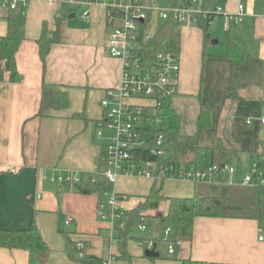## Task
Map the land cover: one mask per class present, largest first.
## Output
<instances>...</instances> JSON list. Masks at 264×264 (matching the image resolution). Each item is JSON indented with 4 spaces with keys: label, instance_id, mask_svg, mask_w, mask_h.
Returning a JSON list of instances; mask_svg holds the SVG:
<instances>
[{
    "label": "crops",
    "instance_id": "1",
    "mask_svg": "<svg viewBox=\"0 0 264 264\" xmlns=\"http://www.w3.org/2000/svg\"><path fill=\"white\" fill-rule=\"evenodd\" d=\"M199 1L198 11L211 10L207 0ZM73 2L28 0L21 13L0 11V37L7 33V15L15 18L24 35L14 56L16 78L10 81L9 73L5 72L0 80V231L22 232L35 227L48 248L45 264H78L69 256L65 234L74 240H85L87 253L103 261L111 255L110 264H181L183 260L264 264V231L255 220L195 218L190 241L175 242L173 232L170 234L175 243L169 254L167 250H158L160 243L167 246L163 242L164 230L171 228L162 221L167 213V200L157 210L132 221L123 242L120 230H111L97 217L96 192L85 194L80 187L59 186L50 181L53 173L91 174L102 162L103 142L93 136L102 116L99 104L106 90L118 86L121 74L120 62L107 53L111 27L106 23L104 8L98 4L90 7L86 23L80 19V9L73 7ZM220 2L215 7H220L222 13L214 15L210 26L214 30L221 24L227 31L228 37L220 50L215 47L218 38L216 44L209 42L203 46V33L196 23L176 29L180 71L176 93L166 105L179 116V130L184 136L195 133L198 115L206 112L210 125L202 132L199 144L215 148L221 139L233 152L222 164L236 168L237 174L221 176L219 185L120 177L113 189L126 197L127 223L129 214L145 202L153 188H158L164 198H190L206 194L211 185L240 187L228 183L239 182L264 153V125L259 122L264 112V86L245 89L239 101H232L233 63L223 57L227 44L232 42L251 57L264 61V0ZM238 4L244 6L246 15L241 23L227 26V17L236 11ZM43 25L48 34L59 25L60 37L44 63L37 45ZM209 38L211 41L212 36ZM43 83L65 92L68 105L59 110L49 109L39 117L36 114ZM67 218L72 220L70 226L64 224ZM145 220L144 232L139 231L137 223L140 233L133 234L132 225ZM162 224L169 226L161 230ZM150 241L157 258L144 256ZM0 264H28V253L0 247Z\"/></svg>",
    "mask_w": 264,
    "mask_h": 264
},
{
    "label": "built area",
    "instance_id": "2",
    "mask_svg": "<svg viewBox=\"0 0 264 264\" xmlns=\"http://www.w3.org/2000/svg\"><path fill=\"white\" fill-rule=\"evenodd\" d=\"M28 0H0V11L13 13L23 11ZM100 5L105 10L106 23L111 27L107 38V53L111 58L120 62V79L118 86L106 90L100 100L102 109L101 119L98 121L94 136L103 142L104 157L102 162L95 166L93 174L105 184L99 191L96 214L111 230H125L127 217L125 209L126 197L118 195L113 186L120 177L135 176L159 180L190 181L193 183L221 184L218 180L223 175L235 176L237 169L215 163L205 172L178 171L167 177L156 174V163L139 161L135 158L139 151L148 150L154 158H163L165 155V137L159 133L150 143L140 139L139 128L159 107H163L176 93V80L180 71L179 54L168 49L166 40L160 41L159 48L152 56L144 49L154 39V33L160 24L171 21L178 26L196 23V15L203 18L209 14L222 13L220 7L214 9L197 10L199 0H189L186 5L181 1L170 6L169 10L161 9L156 0H78L73 7L80 9V19L89 22V10L93 5ZM246 12L242 4H238L236 11L227 17V26L241 23ZM212 23V22H211ZM166 47V49H165ZM264 125V112L259 118ZM190 160V156L186 161ZM56 185H65L70 188H84L85 180L82 176L72 173H53L49 178ZM91 182L95 184V179ZM227 185V184H226ZM229 186H240L252 189L256 186L264 187V153L258 164L253 165L243 173L239 182L232 180ZM65 226H70L72 220L67 218ZM144 232V226L138 225ZM171 228L164 230L163 242L167 245L169 254L173 252L174 241L169 238ZM259 239L262 241L263 237ZM81 240V239H80ZM178 242V241H176ZM152 241L148 242L147 250L153 249ZM76 249L81 251L83 244L77 242ZM79 257L82 256L80 252ZM113 257L109 255L103 264H110Z\"/></svg>",
    "mask_w": 264,
    "mask_h": 264
},
{
    "label": "trees",
    "instance_id": "3",
    "mask_svg": "<svg viewBox=\"0 0 264 264\" xmlns=\"http://www.w3.org/2000/svg\"><path fill=\"white\" fill-rule=\"evenodd\" d=\"M181 1L188 5L189 0H170V6ZM13 12L11 14L21 13ZM214 15L209 14L203 18L196 15V26L203 33V46L210 42L209 28ZM7 33L0 37V80L3 73H9V80L16 78L15 53L24 39L23 32L12 16H6ZM173 23L169 20L158 27L154 33L153 41L144 49L148 50L149 56L160 46L161 40H166L167 47L173 53H179V32L172 31ZM169 30V31H168ZM59 25L52 34H48L46 25H43L41 36L37 41L39 56L42 63L50 51L52 45L59 43ZM232 60L233 73L231 82V100L237 102L241 99L240 93L253 86H264V61L251 57L246 50L232 42L228 43L223 55ZM68 100L65 92L43 83L41 86L40 106L36 116H43L49 110H59L67 107ZM179 116L168 106L156 108L148 119L139 128L140 139L150 144L159 133L165 137V152L163 158H154L148 150L139 151L135 158L139 161H152L156 163L155 173L162 177L171 175L172 172H205L215 163L222 164L233 152L224 146L221 139L215 148L202 147L199 139L204 130L210 125V118L206 112H201L197 117L196 131L191 136H184L179 130ZM190 156V160L186 158ZM85 180L82 193L89 194L93 190L105 188L104 182L93 173L83 175ZM95 179V184L91 182ZM162 180L164 178H161ZM206 184V183H197ZM163 200L168 201L167 213L162 221L171 226L174 241H190L192 237L193 221L198 217L215 218H240L255 220L259 228L264 231V187L256 186L252 189L240 187L209 186V194H196L190 198H164L160 190L153 188L144 203L132 211L125 230H120L119 237L123 242L127 230L132 221L145 217L148 211L157 210ZM68 243L69 256L78 264H103V258L87 253L88 244L85 240H74L65 234ZM81 241L83 249H76L77 242ZM0 247L6 249H18L28 253V264H45L44 258L48 248L35 227L22 232L0 231ZM121 249V248H120ZM82 256L79 257V253ZM129 262L130 259L126 258ZM181 264H204L189 260L181 261Z\"/></svg>",
    "mask_w": 264,
    "mask_h": 264
},
{
    "label": "rangeland",
    "instance_id": "4",
    "mask_svg": "<svg viewBox=\"0 0 264 264\" xmlns=\"http://www.w3.org/2000/svg\"><path fill=\"white\" fill-rule=\"evenodd\" d=\"M74 1H78V0H74ZM156 3L158 4V6L161 8V9H164V10H169V8H170V0H156ZM206 3H208L209 4V8L210 9H213L214 7H215V4H219L220 5V0H207V2ZM197 8H198V6H197ZM197 8H195V9H197ZM218 18V17H217ZM183 26V25H182ZM180 26H178L177 24H173L172 25V27H171V30L172 31H176V29L177 28H179ZM213 28V27H212ZM212 28H210L209 29V35H211L212 36V40L211 41H213V40H217L216 38H218V40H219V44H216L215 45V47H216V49H218V50H220L221 48H223V46L225 45V40H226V38L228 37V34H227V31L223 28V26L220 24H218L216 27H215V29L214 30H212ZM169 31V30H168ZM211 41H210V44H211ZM167 47V46H166ZM166 47H165V49H166ZM166 103V102H165ZM94 131H95V129H94ZM93 136H94V134H93ZM95 137V136H94ZM103 151V150H102ZM165 155H166V152H165ZM164 155V156H165ZM223 177H225V178H228L227 176H224L223 175ZM76 190V189H75ZM206 194H209V187H208V190H207V192H206ZM137 223L139 224V225H142V226H146L147 225V220H145V221H143V222H139V221H137L136 222V224H133L132 225V228H131V232H133V234H135V235H139V233L140 232H138L137 231V229H136V225H137ZM165 226H169L168 224L167 225H161V227H160V229L162 230V228L164 229V227ZM163 238H164V236H163ZM164 244H162V243H160V245H158V250L159 251H163L164 250V252H166V250H167V246H163Z\"/></svg>",
    "mask_w": 264,
    "mask_h": 264
},
{
    "label": "water",
    "instance_id": "5",
    "mask_svg": "<svg viewBox=\"0 0 264 264\" xmlns=\"http://www.w3.org/2000/svg\"><path fill=\"white\" fill-rule=\"evenodd\" d=\"M72 17H73V15H72ZM216 43H217L216 40H213V41L211 42V44H216ZM144 256H145L146 258H157V257H158V253L155 252V246H154L153 249H151V250H145V252H144Z\"/></svg>",
    "mask_w": 264,
    "mask_h": 264
}]
</instances>
